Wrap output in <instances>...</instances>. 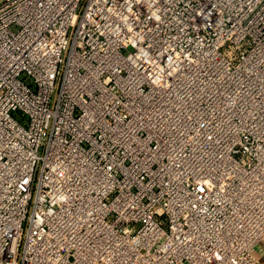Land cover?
<instances>
[{
  "label": "built area",
  "instance_id": "obj_1",
  "mask_svg": "<svg viewBox=\"0 0 264 264\" xmlns=\"http://www.w3.org/2000/svg\"><path fill=\"white\" fill-rule=\"evenodd\" d=\"M0 264H264V0H0Z\"/></svg>",
  "mask_w": 264,
  "mask_h": 264
}]
</instances>
